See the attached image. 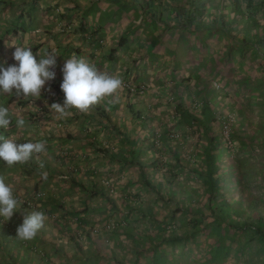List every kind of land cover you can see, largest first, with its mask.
I'll use <instances>...</instances> for the list:
<instances>
[{"label": "crops", "instance_id": "obj_1", "mask_svg": "<svg viewBox=\"0 0 264 264\" xmlns=\"http://www.w3.org/2000/svg\"><path fill=\"white\" fill-rule=\"evenodd\" d=\"M263 33L264 0H0V64L15 63L13 44L37 60L55 54V78L38 99L0 96L25 120L18 128L14 116L0 135L47 149L12 166L0 160L18 200L0 219V264H224L227 252L217 258L206 229L190 226L196 210L214 208L202 149L208 136L222 145L218 123L202 114L230 111L233 131L242 129L264 92ZM73 54L123 84L88 112L57 119L50 105L63 103ZM36 210L44 226L19 239L16 227Z\"/></svg>", "mask_w": 264, "mask_h": 264}, {"label": "clouds", "instance_id": "obj_2", "mask_svg": "<svg viewBox=\"0 0 264 264\" xmlns=\"http://www.w3.org/2000/svg\"><path fill=\"white\" fill-rule=\"evenodd\" d=\"M12 46L15 48L12 53L15 63L6 67L0 64V96L14 94L17 97L38 99L46 82L55 78V73L50 71L55 66V54H38L40 58L37 60L31 47L24 44ZM122 84L119 75L101 71L86 58L73 54L62 68L60 90L64 95L63 103H52L50 111L56 114L57 119L67 117L72 109L86 113L105 97L112 96ZM14 116L16 127L22 128L25 124L23 117L0 104V129L7 130ZM46 151L43 141L17 143L14 136L5 138L0 135V160L8 166L24 163L34 154ZM42 178L46 179V174H42ZM17 205L13 186L6 182L4 176H0V219L9 221ZM45 220L44 211H32L16 227L17 237L21 240L33 239L44 226Z\"/></svg>", "mask_w": 264, "mask_h": 264}, {"label": "rangeland", "instance_id": "obj_3", "mask_svg": "<svg viewBox=\"0 0 264 264\" xmlns=\"http://www.w3.org/2000/svg\"><path fill=\"white\" fill-rule=\"evenodd\" d=\"M260 95L264 97V92L257 93L259 97L247 106L249 113L243 115L242 129L232 132L237 139L231 137L232 142L228 146L220 141L222 145L216 155L221 160L220 169L225 176L223 185L227 201L231 205L240 204L236 210V226L258 216L264 218V98ZM234 116V127H237L238 116L235 113ZM225 244L227 257L224 264H264V245L247 226L236 231L233 243Z\"/></svg>", "mask_w": 264, "mask_h": 264}, {"label": "trees", "instance_id": "obj_4", "mask_svg": "<svg viewBox=\"0 0 264 264\" xmlns=\"http://www.w3.org/2000/svg\"><path fill=\"white\" fill-rule=\"evenodd\" d=\"M255 40L257 43L263 42L264 33L262 35H257ZM207 112L202 114V116H205L206 122L216 121L213 116L211 117V115ZM190 119L193 120V122L198 121L197 116L193 114H188L186 121ZM236 136L237 135L234 133H231V137L235 138ZM218 142V138L208 136L202 149L205 169L204 184L206 185L209 193L207 196L209 198L208 201L212 200L214 202V208L210 209L208 207L207 213H204L205 211L200 209L196 210V215L192 216L190 225L193 229L192 234H195L200 228L202 230L206 229L207 234L212 238L214 244L216 245L215 252L218 253L217 258H219L220 252L223 251L226 253L227 245L225 242H229L230 244L233 243L234 235L241 227L247 226L248 229L252 231L255 238L264 245V218L258 216L253 221L244 223L243 225L236 226L234 224L235 218L238 214L236 210L240 204L231 205V203L227 201V197L225 195L226 188L223 185L225 182V176L222 175L221 169L218 168V158L216 156L219 152L216 151L218 150ZM204 217H207V220L203 226H200V224L204 221Z\"/></svg>", "mask_w": 264, "mask_h": 264}, {"label": "built area", "instance_id": "obj_5", "mask_svg": "<svg viewBox=\"0 0 264 264\" xmlns=\"http://www.w3.org/2000/svg\"><path fill=\"white\" fill-rule=\"evenodd\" d=\"M143 87L140 86L137 91H140ZM130 90H134L133 87H130ZM213 118L216 120V122L218 123V129H219V138L220 141L225 144L226 146L230 145V143L232 142L231 139V133L233 131V128L235 126V116L232 112L230 111H217L213 114ZM189 127L187 128L185 126V130H188L189 132H191V126L188 125ZM194 132V131H193ZM169 137L171 138H177L179 137V133L178 132H171L169 133ZM23 203L25 204H29V201H24ZM115 223H109L106 225V228H112V226ZM92 232H96L97 229L92 228L91 229Z\"/></svg>", "mask_w": 264, "mask_h": 264}]
</instances>
